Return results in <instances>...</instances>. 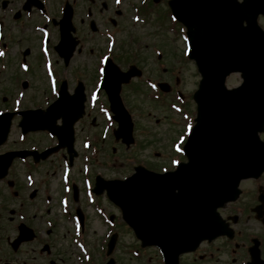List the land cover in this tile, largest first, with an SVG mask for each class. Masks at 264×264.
Listing matches in <instances>:
<instances>
[{"label":"flooded vegetation","instance_id":"obj_1","mask_svg":"<svg viewBox=\"0 0 264 264\" xmlns=\"http://www.w3.org/2000/svg\"><path fill=\"white\" fill-rule=\"evenodd\" d=\"M0 1L4 3L3 8L0 9L1 38L3 46L10 49V54L6 55L9 59L16 56L17 62L24 61L29 64L33 63L30 58V46L32 44L34 46L36 43L39 50L43 33L48 48L53 50L51 57L60 62L59 55L54 50L59 39L58 20L61 17L64 3L69 4L72 12L70 39L77 43L64 68L66 69V78H69V82L72 81V88L75 86L76 80H81L84 90H91L101 75L103 59L106 56L119 68L126 70L125 66L121 67L115 61L119 60L120 51L118 49L124 45L120 34L123 33L126 37L130 36V40L136 46V51L132 52V55L129 53L122 58H132V64L139 68L140 75L132 76L129 82L123 83L121 93L130 92V88L135 90L134 95L137 96V102L141 104L140 108L149 109L146 112L149 116L158 113L160 117L166 119V123L162 124L160 119L154 118L157 119L154 121L156 126L161 122V128L158 130L160 135L168 133V125L172 126L170 132L175 131L177 123L169 122L168 116L173 113L168 106H164L163 99L146 97L152 93L172 94L173 90L175 93L179 92L181 88L182 78L177 74L179 71L177 73L175 71V61L166 54L167 44L164 42L169 40L170 29L167 0H41L44 4L43 12L39 10L37 0H30L32 2L25 10L22 5L27 0ZM134 15L139 19L136 23L132 22ZM44 17H48L50 22L46 24ZM152 21H155L162 31L161 43H155V39L153 41L148 39L149 42L146 41V38L139 39ZM261 22L264 26L263 18ZM129 28L132 30L129 31ZM137 29L140 32H136ZM149 35L157 36L158 32L155 29ZM143 40L149 45L151 54L141 53L145 46ZM19 44H25L30 53L27 55H24L23 51L18 53L16 46ZM155 50H159V54H155ZM93 52L94 65H87V71L84 68L71 71V62L75 55H82L86 61L88 54ZM37 53L38 55L34 54L37 59L44 58L40 52ZM33 67L29 66L27 69L29 76L32 75ZM94 76L95 78L88 88L85 78L92 79ZM160 81L167 82L170 89L168 91L160 90L158 83ZM102 91L104 92L105 88ZM103 92L100 93L103 94ZM97 111L98 108L92 109V112L98 117ZM60 155L65 158L63 152ZM147 168L161 171L159 167L147 166ZM132 171L133 167L129 173ZM238 188L236 197L217 209L222 221V233L212 238L206 237L200 240L194 249L180 253L177 257V264H264V171L257 177L242 179ZM33 206L34 204L23 198L16 200L6 198L0 207V229L11 227L13 230L11 238H13L17 232L16 222L18 223L20 215H23L27 224L34 223ZM7 212L10 214L7 215ZM25 213L27 216L24 215ZM118 228L117 234L123 229L133 239V250L139 254L138 257H131V261L141 264H163L158 253L153 251V247L139 246V241L136 240L132 228L126 224H118ZM0 238L2 239L1 235ZM11 238L6 236L5 243L7 244ZM9 250L11 251L10 248ZM16 251L11 252L15 253ZM3 260L10 261L11 264L13 262L12 257L6 254L0 257V264Z\"/></svg>","mask_w":264,"mask_h":264},{"label":"water","instance_id":"obj_2","mask_svg":"<svg viewBox=\"0 0 264 264\" xmlns=\"http://www.w3.org/2000/svg\"><path fill=\"white\" fill-rule=\"evenodd\" d=\"M170 5L173 13L189 28L190 55L197 59L202 74L200 87L194 95L197 124L187 146L189 163L180 166L197 169L199 178L195 183H199V186H194V199L200 207L203 222L204 211L219 206L233 192L237 180L229 185L225 175L238 179L257 173L264 167L263 150L257 139V132L264 122V32L256 25L257 15L264 14V0H244L243 3L236 0H173ZM243 21H246V26H242ZM232 71L241 73L242 83L228 90L224 86V79ZM124 75L126 80L128 74ZM125 118L128 132L123 138L124 142L129 143L132 141L131 125L126 113ZM0 123L5 124L0 131L2 142L9 122ZM120 126H124V122L120 121ZM239 142L244 145L241 157L236 156L235 149ZM187 178L194 182L192 176ZM165 181L171 190L177 179ZM158 183L146 178L140 181L137 174L124 181H103L97 176L94 191L100 193L106 188L109 199L120 206L124 219L128 223H135L134 207L148 205H145L147 200L134 196V192L145 191ZM193 190V187L184 188L186 196ZM180 191L183 202L180 205L183 206L186 202L183 200V189ZM143 195L148 200H154L150 193ZM167 206L171 207V204L163 203L158 208ZM170 222L171 230L174 221ZM207 224L210 223H202L201 229L208 230ZM180 238L150 235L146 243L162 248L168 246L169 250L171 246L177 250L191 247L189 239ZM113 243L114 238L109 250ZM106 264H113V260Z\"/></svg>","mask_w":264,"mask_h":264},{"label":"rangeland","instance_id":"obj_3","mask_svg":"<svg viewBox=\"0 0 264 264\" xmlns=\"http://www.w3.org/2000/svg\"><path fill=\"white\" fill-rule=\"evenodd\" d=\"M128 23V22H127ZM159 25L155 24V21L150 22V24L146 27L144 30V33L139 37V39H145L146 41L151 40L153 41L155 39V43H161L160 39L162 36V31L158 27ZM157 30L158 35L157 36H150L149 33L153 30ZM129 31L132 30L131 28L128 29ZM136 32H140L139 29L136 30ZM120 39L122 42H124V45H121V49H118L120 51L119 60L115 61L118 63L121 67L128 68L129 64H132L133 62L131 59H123L122 56L129 55V53L136 51L135 45L132 42H127V37L125 34H120ZM143 46L141 53L142 54H151L149 51V45L146 44L145 40H143ZM149 42V41H148ZM167 44L166 47V54L169 55L170 58L173 59V55H181L182 50V43L177 41V38L172 36L169 33V40L168 42L164 41ZM16 50L18 53L21 51L28 50L27 46L25 44H19L16 46ZM30 51L28 50V53H30V58L33 61L32 66V79L34 80L32 88L27 90L24 93V96L21 98L22 102L29 103V102H41V95L48 94V86H47V80L44 76V71L42 67V61L37 59L34 54L39 52V50L36 47V43L33 46V44L30 46ZM139 53V52H138ZM93 56L94 52L88 54L87 59L83 58L82 55H75L73 61L71 62V71L78 68H84V70L87 71V65L93 64ZM11 64L9 61V64L7 66V73L6 76H1L3 72H1L0 75V106H2L1 103L4 104H10L11 103V96L8 97L6 100L2 101L3 96H8V94L11 92L12 94H15L17 96V93L19 90H21V87L15 82H13V79L15 78L14 75L18 74L20 77L22 76L21 72L18 69L16 56L15 58L10 59ZM183 69H180L182 71V83L185 88L189 87L190 89L194 90L195 83L197 81L198 76L195 75V70L193 69V65L191 63H184ZM181 66V67H182ZM61 67V64H60ZM91 69V68H90ZM89 69V70H90ZM85 71V72H86ZM36 77V78H35ZM35 78V79H34ZM95 76L90 78H85V83L88 86V88L91 86L93 79ZM36 80V81H35ZM240 81L239 75H232L229 77V79L226 81V84L228 86H234L237 85ZM69 88H72V81L68 85ZM71 86V87H70ZM189 89V90H190ZM10 90V91H8ZM187 91V90H185ZM135 90H132L130 88V92H124L122 93L125 96L126 101L128 102V106L130 107L131 111L133 113H138L140 111V116L138 118H134L137 120V127L135 130V141L132 145L129 147H125V145L122 144H116V142L112 141V139H109L108 142L104 144V149L100 151V153L92 158L89 159V168L88 172L89 175H91L93 172H100L104 175L105 178H112L116 176H122L129 173L134 165H136L139 161H146L150 160L151 166H159L160 164L168 163L170 156L172 155V152L170 151V143L173 138L176 137L177 133H172L170 131L172 126L168 125V133L166 132V135L159 134L158 130L161 128V122L160 125H155L154 118L160 119L163 123H166V119L163 117H160V115L152 114L149 116L147 113H144L142 111V108H140L141 104L137 102V96L134 95ZM26 94V95H25ZM32 97H34L32 99ZM139 106V107H138ZM88 118L84 119L81 123L76 124L75 133L78 139L82 138V136L85 134V122L86 120L92 121L93 118H95V115L93 117V114L90 113L87 116ZM84 118V117H83ZM82 118V119H83ZM97 122L98 119L95 118ZM151 131V133H150ZM179 131V129H178ZM80 146L78 147V144L75 145V149L79 151L80 153ZM114 148V150H113ZM115 151V152H113ZM56 154V155H55ZM50 159L45 162L41 169L37 171V181L40 182V189L44 187V185H48L50 189V193L53 196V201H51V207L46 211V208H39L38 210H41L42 212L36 213L35 218V224L40 225L41 228V234H39V237L32 242H28L25 244H22L20 248L15 252L12 253L9 248V244L5 243V237L8 236L11 238L13 236V230L11 227H3L0 229V235L2 239L0 238L1 243V249H0V257H3L2 255L6 254L10 257L14 258L17 264H39L42 261H46L47 258L51 259L54 264H78V258L79 251H75L74 247L78 240L74 239V223L71 220H67L64 216V214L59 212V204L57 202L59 194H57L58 189L54 188L53 186L59 185V174H56L54 176H47V171L50 169H56L57 171L60 170V161L57 160V157L59 153H55ZM117 154V156H116ZM175 155V154H174ZM76 163L74 164L73 174L71 175V178H78L80 177L78 173V166L80 167L79 159L77 158ZM84 162V161H83ZM81 162V163H83ZM21 167H18L16 170H20ZM22 170V169H21ZM23 172L20 177H23ZM53 175V174H52ZM58 183V184H57ZM61 186V185H60ZM59 186V188H60ZM60 190V189H59ZM1 202L0 207L4 203V200L6 199L5 192L2 191L1 193ZM38 199V197H37ZM102 200V203L105 207V209L111 213V214H117V210L114 209L113 205H111L106 198L104 197ZM81 202V210L86 215L88 225L86 227V234L83 238V241L85 245L88 247L89 250V261L88 264H99L102 261H104L103 251L101 250V246L103 245V241L106 240L107 233L110 230V227L107 230L106 224H104L106 221L100 219L98 215H96V210L91 206L88 205L87 201L85 200V197L82 195V193L78 196V201L76 204L73 203V208L75 205H78ZM40 203H42L40 201ZM48 212V213H47ZM50 217L54 220V226L51 229L44 227L43 218ZM107 230V231H106ZM120 234L117 236V244H118V250L116 251V258L115 255L112 257L115 258L116 264H141L137 261H130L127 260L129 258L128 251L126 250V246L131 244L132 239L127 233L121 229ZM74 237V238H73ZM73 238V240H72ZM11 240V239H10ZM49 244V252L46 253H40V249L43 246L42 244ZM50 253V254H49ZM91 255V259H90Z\"/></svg>","mask_w":264,"mask_h":264},{"label":"bare ground","instance_id":"obj_4","mask_svg":"<svg viewBox=\"0 0 264 264\" xmlns=\"http://www.w3.org/2000/svg\"><path fill=\"white\" fill-rule=\"evenodd\" d=\"M67 106L69 107L70 110H67ZM78 108V100L75 97L72 98H67L63 97L62 102L54 106L52 110L49 111V113H32L28 114V117L31 118L33 125L37 126L40 122H47L48 126H52L54 123L51 122L50 117L53 116L54 114L58 113L61 116H66L70 114L71 112L77 110ZM36 114H40L39 116ZM0 131L2 127H5L4 123H0ZM177 186L180 187H187V186H199V184L193 182L191 183L188 178H182L181 181L176 182ZM134 196L140 197L139 199H144L147 200L148 202H152L148 200L142 193L140 192H134ZM139 199L137 200L139 202ZM158 205H162L157 203ZM157 210H153L151 208H144V207H139V211L137 212V219L141 221H146L147 224H150V219H154L156 217ZM173 237L171 233H168L167 238Z\"/></svg>","mask_w":264,"mask_h":264},{"label":"snow or ice","instance_id":"obj_5","mask_svg":"<svg viewBox=\"0 0 264 264\" xmlns=\"http://www.w3.org/2000/svg\"><path fill=\"white\" fill-rule=\"evenodd\" d=\"M173 163H176L175 161H173Z\"/></svg>","mask_w":264,"mask_h":264}]
</instances>
